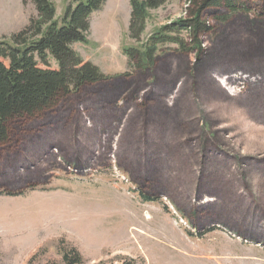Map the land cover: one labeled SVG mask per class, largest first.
Wrapping results in <instances>:
<instances>
[{"label": "rangeland", "instance_id": "1", "mask_svg": "<svg viewBox=\"0 0 264 264\" xmlns=\"http://www.w3.org/2000/svg\"><path fill=\"white\" fill-rule=\"evenodd\" d=\"M72 2L55 0V18ZM253 4L247 14L207 11L202 61L163 55L175 47L165 44L145 71L129 65L124 47H141L185 16L187 0L149 10L142 43L128 36L129 0H106L91 13L87 42L72 47L110 79L11 125L0 148V264H66L63 247L76 248L81 264H264V176L252 170L264 169V119L227 100L264 82L263 67L246 63L247 51L264 57L253 42L264 40V18ZM36 15L30 0H0V37ZM48 64L57 67L50 56ZM165 165L166 182L155 173ZM229 175L243 176L245 187Z\"/></svg>", "mask_w": 264, "mask_h": 264}, {"label": "trees", "instance_id": "2", "mask_svg": "<svg viewBox=\"0 0 264 264\" xmlns=\"http://www.w3.org/2000/svg\"><path fill=\"white\" fill-rule=\"evenodd\" d=\"M22 1L26 3L28 0ZM30 1L34 4L37 15L31 17L29 24L10 38L0 37V148L10 142L11 125L15 121L40 118L54 110L73 92L110 79L96 65L90 61H84L72 47L76 42H87L90 15L93 11L101 9L106 0H73L75 4H67L60 18H55V0ZM167 1L129 0L131 15L128 36L142 43L149 10L157 9ZM255 1L261 4L257 5L258 11L255 15L258 18H264V0H187L185 16L156 29L141 47H124V52L129 58V65L135 71L153 69L160 54L157 52L158 46L165 44H175V47L163 49L161 51L163 55L167 52L186 55L194 53L196 58L202 61L207 56L203 37L212 28L207 11L223 9L229 14H247L252 11ZM253 42L264 45L263 39L260 41L256 39ZM247 52L252 55V58L250 57L246 62L247 65L264 69V57L261 58L263 54L258 56L255 49ZM49 56L56 61L57 67L49 66ZM39 62L44 66H41ZM123 76L129 78L130 73H124ZM254 86V89H248L242 96L227 100L238 102L248 113L258 119H264V82ZM201 94L202 92L199 96L205 103L207 97ZM183 141L182 144L188 143L185 139ZM162 148H166L165 145H162ZM162 155H164L163 159L170 158L166 151H163ZM183 155L186 156V153ZM204 160L212 161L210 156L201 157L200 161L204 162ZM166 167L167 165L155 169L156 176L164 182L173 178L168 171L169 168ZM252 170L261 171L264 176V169L254 166ZM214 174H217L216 171ZM229 177L228 181L231 180L237 189H241L240 184L243 186L246 184L243 176H238L236 180L231 179V175ZM5 193L13 194L9 191ZM229 193V189L221 193L226 202L233 200L230 199ZM140 195L145 201L158 198L146 192H140ZM261 195L264 196V191ZM250 197H246V200L248 201ZM62 258L66 264L83 262L80 252L74 247L69 249L63 247ZM119 264L138 263L134 259L127 258Z\"/></svg>", "mask_w": 264, "mask_h": 264}]
</instances>
